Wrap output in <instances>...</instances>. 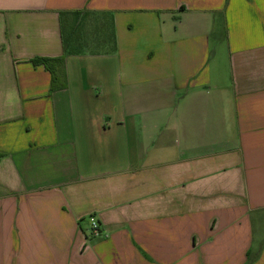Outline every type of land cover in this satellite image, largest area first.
I'll return each mask as SVG.
<instances>
[{
    "label": "crops",
    "instance_id": "obj_1",
    "mask_svg": "<svg viewBox=\"0 0 264 264\" xmlns=\"http://www.w3.org/2000/svg\"><path fill=\"white\" fill-rule=\"evenodd\" d=\"M0 264H264V0H0Z\"/></svg>",
    "mask_w": 264,
    "mask_h": 264
},
{
    "label": "trees",
    "instance_id": "obj_2",
    "mask_svg": "<svg viewBox=\"0 0 264 264\" xmlns=\"http://www.w3.org/2000/svg\"><path fill=\"white\" fill-rule=\"evenodd\" d=\"M66 39V38H65ZM34 65H42L51 75V91L65 88L64 56L49 58L36 57L31 59Z\"/></svg>",
    "mask_w": 264,
    "mask_h": 264
},
{
    "label": "built area",
    "instance_id": "obj_3",
    "mask_svg": "<svg viewBox=\"0 0 264 264\" xmlns=\"http://www.w3.org/2000/svg\"><path fill=\"white\" fill-rule=\"evenodd\" d=\"M90 233L92 236H99L102 234L100 224L94 217L90 218Z\"/></svg>",
    "mask_w": 264,
    "mask_h": 264
},
{
    "label": "rangeland",
    "instance_id": "obj_4",
    "mask_svg": "<svg viewBox=\"0 0 264 264\" xmlns=\"http://www.w3.org/2000/svg\"><path fill=\"white\" fill-rule=\"evenodd\" d=\"M68 29H69V27H64L65 34H66V33H68ZM70 30H73V31H74V30H76V28H75V29H73V27H72Z\"/></svg>",
    "mask_w": 264,
    "mask_h": 264
}]
</instances>
